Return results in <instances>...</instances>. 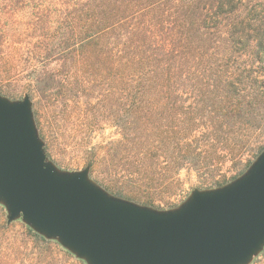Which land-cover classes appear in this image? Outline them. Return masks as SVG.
Masks as SVG:
<instances>
[{
  "label": "rangeland",
  "instance_id": "rangeland-1",
  "mask_svg": "<svg viewBox=\"0 0 264 264\" xmlns=\"http://www.w3.org/2000/svg\"><path fill=\"white\" fill-rule=\"evenodd\" d=\"M208 1L212 8L205 24L195 31L192 43L166 64L174 70L165 73L168 86L160 95L143 96L149 101L143 114L163 108L164 129L187 136L193 149L192 159L179 170L181 188L176 195H169L163 179L148 194L136 192L124 177L130 164L115 160L116 165H108L121 137L115 119L120 108L129 110L125 120L134 135L142 140L155 137L134 128L142 113L130 110V97L121 102L112 76L89 75L90 68L86 73L78 71L71 62H52L45 68L46 75L54 79L50 92L31 83L26 64L29 52L43 40L36 24L41 0H0V70H17L15 77L0 79V95L10 101L29 97L46 161L57 171L87 169L88 179L113 197L159 212L177 209L194 190L216 189L241 177L264 151V0ZM156 99L162 103H153ZM172 107L182 112L174 117ZM94 156H98V165L92 170L89 160ZM109 167L118 177L108 174ZM147 169L154 177L164 174L154 166ZM102 182L119 193L107 190ZM135 194L137 198L129 197ZM0 207L7 214L2 202ZM14 221L29 226L21 216ZM47 239L67 251L76 264H88L58 238ZM17 246L13 238L0 233V264H54L50 256H35L31 242L26 249ZM246 264H264V244Z\"/></svg>",
  "mask_w": 264,
  "mask_h": 264
},
{
  "label": "water",
  "instance_id": "water-1",
  "mask_svg": "<svg viewBox=\"0 0 264 264\" xmlns=\"http://www.w3.org/2000/svg\"><path fill=\"white\" fill-rule=\"evenodd\" d=\"M0 202L88 264H246L264 244V151L222 187L155 211L46 161L30 100L0 95Z\"/></svg>",
  "mask_w": 264,
  "mask_h": 264
},
{
  "label": "trees",
  "instance_id": "trees-1",
  "mask_svg": "<svg viewBox=\"0 0 264 264\" xmlns=\"http://www.w3.org/2000/svg\"><path fill=\"white\" fill-rule=\"evenodd\" d=\"M196 1L41 0L39 5L36 24L41 27L38 26L39 37L43 40L35 45L33 52H29L26 65L31 70V83L37 84L42 91L50 92V83L54 79L46 75L45 68L52 62H71L75 70L86 73L90 68L92 72L89 75L113 77L121 102L130 97V110L134 108L135 112L142 113L136 117L134 128L150 131L156 137L153 140L140 139L125 120V112L129 110L120 108L116 113L121 137L115 143L114 158L107 160L108 165H116L115 160L118 164H130L125 168L126 184L141 194L150 193L154 185L163 179L169 195H176L181 188L179 170L192 159L193 149L189 148L187 136H178L174 132L169 134L164 129L163 108L157 107L154 108L155 113L143 114L144 106L149 104L143 96L162 94L168 86L165 73L170 75L174 71L168 70L166 64L175 60L184 47L192 43L195 31L205 24L211 3L208 0ZM13 69L14 72L0 70V79L15 77L17 70ZM153 103L158 105L162 101L156 99ZM172 109L174 117L182 112L174 107ZM55 117L53 114L52 119ZM97 159L98 156H94L89 160L92 170L98 165ZM153 166L164 174L156 173L154 177V172L147 169ZM114 171L109 167L108 174L118 177V172ZM102 185L115 194L119 193L106 182ZM137 195L129 197L137 198ZM0 233L13 238L17 247L26 249L31 242V248L39 258L44 255L50 256L54 264H76L56 242L23 223L9 221L1 207Z\"/></svg>",
  "mask_w": 264,
  "mask_h": 264
}]
</instances>
